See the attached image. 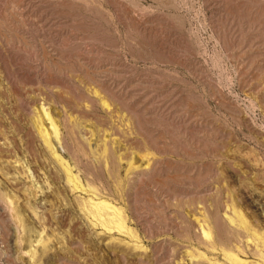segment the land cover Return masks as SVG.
I'll use <instances>...</instances> for the list:
<instances>
[{
  "label": "rangeland",
  "instance_id": "rangeland-1",
  "mask_svg": "<svg viewBox=\"0 0 264 264\" xmlns=\"http://www.w3.org/2000/svg\"><path fill=\"white\" fill-rule=\"evenodd\" d=\"M0 264H264V0H0Z\"/></svg>",
  "mask_w": 264,
  "mask_h": 264
},
{
  "label": "bare ground",
  "instance_id": "bare-ground-1",
  "mask_svg": "<svg viewBox=\"0 0 264 264\" xmlns=\"http://www.w3.org/2000/svg\"><path fill=\"white\" fill-rule=\"evenodd\" d=\"M44 113V112H43ZM45 115L47 116V119L50 121V124H51V126H52V128H53V133L57 136V128H56V126H55V123H54V121L52 120V118L49 116V114L48 113H45ZM43 122L41 121V119H37L36 121H35V127H36V129H37V132H38V134L40 135V137L44 140V142H46L47 144H50V140H49V135H48V133L46 132V129L44 128V126H43ZM53 146V145H52ZM51 146V147H52ZM50 148V147H49ZM53 148V147H52ZM52 150V149H51ZM50 150V151H51ZM55 153V152H54ZM59 157V156H58ZM57 157V158H58ZM76 188V187H75ZM102 207L105 209V210H107L108 211V209H112L113 210V207L112 206H108V205H106V204H104V201H102ZM116 209V208H115ZM115 209H114V211H115ZM112 213V212H111ZM119 214V213H118ZM109 215H111V214H109ZM113 215H115V212H113ZM117 215V214H116ZM120 215H121V213H120ZM119 215V216H120ZM112 216V215H111ZM114 217V216H113ZM112 217V218H113ZM116 217V216H115ZM114 217V218H115ZM118 217V216H117ZM103 218V217H102ZM118 220V219H117ZM121 220H122V218H121ZM113 222H114V220H113ZM112 222V223H113ZM119 222V221H118ZM122 223H123V220H122ZM213 223V222H212ZM219 223V222H218ZM108 224H109V222H108ZM121 224V223H120ZM119 224V225H120ZM221 228V227H220ZM219 232V231H218ZM204 235H206V233L204 234ZM228 254V253H227ZM227 254H226V256H227ZM229 255V254H228ZM231 256V255H230ZM228 258V257H227ZM231 258V257H230ZM229 259V258H228ZM231 260H233V259H231ZM232 262V261H231ZM234 262V261H233ZM232 262V263H233Z\"/></svg>",
  "mask_w": 264,
  "mask_h": 264
}]
</instances>
